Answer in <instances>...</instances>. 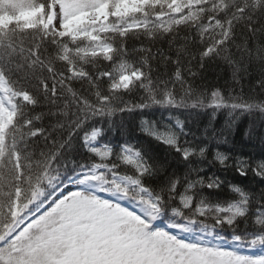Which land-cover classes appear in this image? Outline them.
I'll return each mask as SVG.
<instances>
[{
    "label": "snow or ice",
    "instance_id": "obj_1",
    "mask_svg": "<svg viewBox=\"0 0 264 264\" xmlns=\"http://www.w3.org/2000/svg\"><path fill=\"white\" fill-rule=\"evenodd\" d=\"M261 21L264 0H0V264H264V192L255 211L238 185H230L236 199L212 203L204 189H219L218 176L206 180L197 168L189 170L194 179L157 180L166 162L137 144L101 143L97 126L133 86L145 90L146 102L120 112L159 105L264 113V100L219 88L206 104L179 61L171 78L153 81L150 69L124 59L130 36L171 35L181 26L204 44L201 60L211 59L228 53L237 28L249 38L264 34ZM240 48L264 64V46L253 51L245 40ZM101 58L111 71L86 70ZM103 77L105 88L97 82ZM73 79L88 83L87 94L71 87ZM258 85L264 88V77ZM45 101L55 119L48 127L38 126L45 114H35ZM141 132L184 161L207 151L182 146L172 127L144 121ZM229 159L214 156L225 168ZM235 167L247 175V161ZM255 171L264 178V161ZM255 248L261 252L242 251Z\"/></svg>",
    "mask_w": 264,
    "mask_h": 264
},
{
    "label": "trees",
    "instance_id": "obj_2",
    "mask_svg": "<svg viewBox=\"0 0 264 264\" xmlns=\"http://www.w3.org/2000/svg\"><path fill=\"white\" fill-rule=\"evenodd\" d=\"M261 24H264V21H261ZM245 40L253 51L264 46V34L258 33L255 37L249 38L246 29L237 28V38L234 44L228 46L227 54L221 53L211 59L201 60L200 53L204 50V44L192 28L181 26L174 34H155V38L141 32L125 41L127 53L124 59L133 67L143 64L146 72L150 69L149 74L153 81L171 78L176 71V62L179 61L184 81L192 85L193 92L201 95L206 100V104L210 103V92L217 88L226 95L231 93L245 99L254 97L259 102L264 100V88L258 85V81L264 77V64L258 59H249L242 51L240 46ZM225 55L231 57V62L224 58ZM56 66L60 69L65 67L62 62ZM85 67L93 74L112 70L110 62L102 58L94 65ZM189 69L195 73L194 77L189 75ZM97 82L101 88H105L108 79L103 77ZM71 87L78 93L87 94L89 90L87 82L75 79L71 81ZM176 91L181 95L185 91L179 81H176ZM146 97L147 93L139 86H133L130 92L120 93L116 103L112 105L113 109L117 110L111 117L100 119L97 124L103 131V135L99 138L100 142L120 144L127 142L147 148L153 156L166 162V167L158 175L157 180L173 173L177 177L188 175L190 179H194L195 172L190 173L189 170L197 168L200 169V176L205 177L206 180L209 176H218L223 181L219 189H204V194L210 196L212 203L224 206L226 202L236 199V194L230 190V185H238L252 196L251 210L255 211L260 202V193L264 192V178L255 171L256 165L264 161V113L259 110L249 113L225 108L214 110L208 106L167 108L152 105L130 112L118 110L125 104L131 106L146 102ZM187 102L191 105L195 101L188 99ZM50 107L45 101L35 109L36 115L45 114L38 126L48 127L55 123L54 118L46 115ZM51 111L56 109L51 108ZM144 121L155 123L161 131L165 130V126L172 127L179 136L182 146L206 148L205 156L190 157L189 161H184L180 153L174 149L144 135L141 132ZM177 121L182 125V131L176 125ZM37 143L42 141L38 140ZM217 152L230 157L227 168L214 160ZM237 160L248 162L247 175L241 176L236 171ZM208 222L211 223L210 220ZM222 234L228 235L227 230Z\"/></svg>",
    "mask_w": 264,
    "mask_h": 264
},
{
    "label": "rangeland",
    "instance_id": "obj_3",
    "mask_svg": "<svg viewBox=\"0 0 264 264\" xmlns=\"http://www.w3.org/2000/svg\"><path fill=\"white\" fill-rule=\"evenodd\" d=\"M72 190H75V186H71ZM58 195V193H57ZM160 226L163 227L164 223L163 222H159ZM233 247H235V245H233ZM244 252L248 253V254H259L261 252L260 248H255V249H244Z\"/></svg>",
    "mask_w": 264,
    "mask_h": 264
}]
</instances>
